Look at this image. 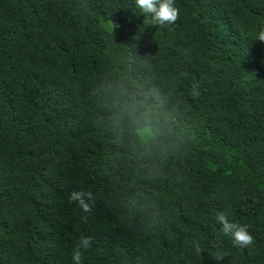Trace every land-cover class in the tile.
<instances>
[{"label": "trees", "instance_id": "trees-1", "mask_svg": "<svg viewBox=\"0 0 264 264\" xmlns=\"http://www.w3.org/2000/svg\"><path fill=\"white\" fill-rule=\"evenodd\" d=\"M174 6L0 0V264H74L82 236L81 264H264V0ZM121 84L172 115L158 144L116 141Z\"/></svg>", "mask_w": 264, "mask_h": 264}, {"label": "clouds", "instance_id": "clouds-1", "mask_svg": "<svg viewBox=\"0 0 264 264\" xmlns=\"http://www.w3.org/2000/svg\"><path fill=\"white\" fill-rule=\"evenodd\" d=\"M136 6L143 12L152 15L154 24L164 25L177 20L179 10L174 6V0H136ZM118 27L113 24V28ZM258 41L264 43V30L259 33ZM195 87V86H194ZM196 94V93H194ZM117 100L112 115V126L116 141L127 140L130 147L140 149L145 146L158 144L165 133L170 130L173 117L170 113L162 112L161 108L152 102V94L143 90L142 86H135V90L124 84L119 86ZM93 200L91 192L84 190L73 191L69 194V201L75 202L85 213L92 211ZM86 219V217H84ZM222 225V231L230 236L234 247H248L253 244L252 235L249 234L247 225H240L229 221L225 213L216 217ZM93 238L82 236L73 254L74 264H81L82 251L91 247ZM197 255L203 253L198 241H193ZM217 261L223 257H216Z\"/></svg>", "mask_w": 264, "mask_h": 264}]
</instances>
